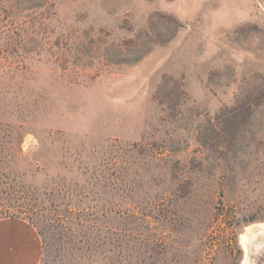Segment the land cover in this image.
<instances>
[{
  "label": "rangeland",
  "instance_id": "rangeland-1",
  "mask_svg": "<svg viewBox=\"0 0 264 264\" xmlns=\"http://www.w3.org/2000/svg\"><path fill=\"white\" fill-rule=\"evenodd\" d=\"M3 216L42 264H264V0H0Z\"/></svg>",
  "mask_w": 264,
  "mask_h": 264
},
{
  "label": "crops",
  "instance_id": "crops-1",
  "mask_svg": "<svg viewBox=\"0 0 264 264\" xmlns=\"http://www.w3.org/2000/svg\"><path fill=\"white\" fill-rule=\"evenodd\" d=\"M44 241L37 227L19 216L0 218V264H42Z\"/></svg>",
  "mask_w": 264,
  "mask_h": 264
},
{
  "label": "bare ground",
  "instance_id": "bare-ground-1",
  "mask_svg": "<svg viewBox=\"0 0 264 264\" xmlns=\"http://www.w3.org/2000/svg\"><path fill=\"white\" fill-rule=\"evenodd\" d=\"M256 232H264V224H262V225H255V226L251 227L247 231V234L246 235H249V234H252V233H256Z\"/></svg>",
  "mask_w": 264,
  "mask_h": 264
},
{
  "label": "trees",
  "instance_id": "trees-1",
  "mask_svg": "<svg viewBox=\"0 0 264 264\" xmlns=\"http://www.w3.org/2000/svg\"><path fill=\"white\" fill-rule=\"evenodd\" d=\"M3 217H7V216H3ZM3 217H0V218H3Z\"/></svg>",
  "mask_w": 264,
  "mask_h": 264
}]
</instances>
